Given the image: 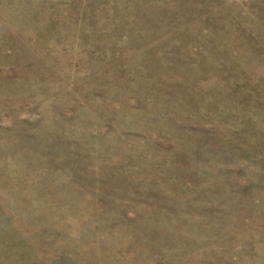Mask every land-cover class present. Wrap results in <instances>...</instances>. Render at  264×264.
<instances>
[{
  "label": "rangeland",
  "instance_id": "obj_1",
  "mask_svg": "<svg viewBox=\"0 0 264 264\" xmlns=\"http://www.w3.org/2000/svg\"><path fill=\"white\" fill-rule=\"evenodd\" d=\"M0 264H264V0H0Z\"/></svg>",
  "mask_w": 264,
  "mask_h": 264
}]
</instances>
